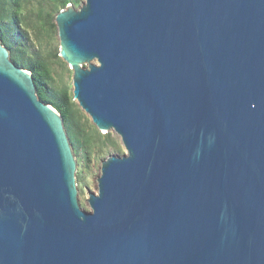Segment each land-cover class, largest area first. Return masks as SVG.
<instances>
[{
    "label": "water",
    "instance_id": "1",
    "mask_svg": "<svg viewBox=\"0 0 264 264\" xmlns=\"http://www.w3.org/2000/svg\"><path fill=\"white\" fill-rule=\"evenodd\" d=\"M73 100L124 156L91 211L62 115L0 39V264H264V0H85Z\"/></svg>",
    "mask_w": 264,
    "mask_h": 264
},
{
    "label": "rangeland",
    "instance_id": "2",
    "mask_svg": "<svg viewBox=\"0 0 264 264\" xmlns=\"http://www.w3.org/2000/svg\"><path fill=\"white\" fill-rule=\"evenodd\" d=\"M84 2L85 0H81L82 4ZM21 4L22 23L19 28L25 35L28 56L48 60L53 72L54 90L68 89L73 93V71L59 56L60 39L55 23L58 9L55 8L52 0H22ZM76 8L78 9L79 6ZM79 109L78 122L90 142L86 145L88 152L82 150L76 156L78 201L82 210L90 212L89 193H97V179L101 175L102 162L112 155L124 156L126 149L116 132L113 130L109 133L100 132L90 116L80 107Z\"/></svg>",
    "mask_w": 264,
    "mask_h": 264
},
{
    "label": "trees",
    "instance_id": "3",
    "mask_svg": "<svg viewBox=\"0 0 264 264\" xmlns=\"http://www.w3.org/2000/svg\"><path fill=\"white\" fill-rule=\"evenodd\" d=\"M52 1L55 8L58 9L57 14L70 4L74 7L82 5L81 0ZM21 2L22 0H0V39L11 51V60L18 67L24 68L33 74L38 98L45 104L53 106L64 118L65 128L75 156H78L82 150L88 152L86 145L90 142V139L85 135V131L78 122L77 116L80 109L73 100V93L68 89L54 90L52 88L53 72L48 60L28 56L25 35L19 28L22 23L20 17ZM100 136L102 137L101 134Z\"/></svg>",
    "mask_w": 264,
    "mask_h": 264
}]
</instances>
